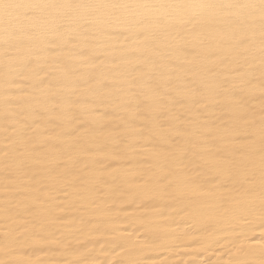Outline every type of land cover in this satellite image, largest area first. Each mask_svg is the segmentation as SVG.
<instances>
[{
	"label": "bare ground",
	"instance_id": "bare-ground-1",
	"mask_svg": "<svg viewBox=\"0 0 264 264\" xmlns=\"http://www.w3.org/2000/svg\"><path fill=\"white\" fill-rule=\"evenodd\" d=\"M0 264H264V0H0Z\"/></svg>",
	"mask_w": 264,
	"mask_h": 264
}]
</instances>
